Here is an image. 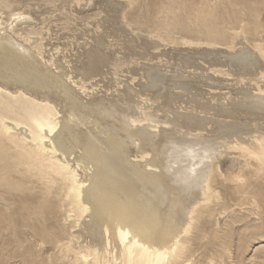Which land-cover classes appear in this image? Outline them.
I'll list each match as a JSON object with an SVG mask.
<instances>
[{"label": "bare ground", "instance_id": "6f19581e", "mask_svg": "<svg viewBox=\"0 0 264 264\" xmlns=\"http://www.w3.org/2000/svg\"><path fill=\"white\" fill-rule=\"evenodd\" d=\"M114 1L126 8L133 0ZM113 3L115 8L119 6ZM0 5L10 10L5 20L0 16V200L5 203L0 223L6 222L7 226L12 221L14 227H28L39 241L45 243L36 226L43 227L46 214L62 211L72 229L67 235L54 236L50 241L58 248V255L70 260V264H186L195 221L206 210L212 215L208 203L221 196L212 178V173L218 168L215 160L217 152L218 155L220 153L216 146L219 143L228 149H239L245 162L242 164L252 168L244 171L236 167L235 171L228 173L222 169L224 180L235 184L241 189L244 200L260 208L254 183L247 177L264 172V129H257L263 134L245 135L249 137L248 142L241 140V143L238 136L246 127L223 123L221 129L215 130L219 123L212 118L178 113L172 106L182 95L168 91L170 85L167 83L165 88L161 85L168 81L172 84L179 82L184 90H197L194 83L197 80L162 74L159 68L150 67V64L139 69L147 81L143 88L160 98L158 110L164 113L160 116L154 110L149 111L148 101L139 100L141 96L131 85L118 83L116 86L124 87L123 93L119 91L121 94L118 95L93 92L94 83L88 81L91 77L105 74L103 68L108 71V66L115 69L121 66L108 49L113 47L107 43L111 37L105 40L121 27L114 23L109 32L105 30L97 34L92 45L76 54L75 62L70 63L64 53L57 56L59 47L44 40L46 36L43 37L42 33L39 37L32 32L21 33L24 36H20L18 31L17 35L16 31L12 32L21 40L10 35L8 30H12L13 22L23 17L24 12L12 11L8 0H0ZM101 17L103 20V14ZM137 37L139 39L141 35L137 34ZM149 38L156 39L152 41ZM230 38L226 49L231 51L235 47V39H246L242 27L239 32L233 29ZM158 39L162 43H171V47L177 44L196 46L202 42L214 46L218 43L210 36L192 40L183 36L152 35L150 32L148 38L144 37V42L147 47L158 48L162 46ZM223 48L222 52L226 51ZM242 48L227 54L226 63H231L229 68L238 75L239 84L243 82L247 86L253 83L251 90L257 93L251 95L247 89L246 99L218 103L220 108L216 109L215 115L227 116L233 110L244 108L257 120L263 119L264 116L259 115H264V81L260 82L261 77L264 80V47L253 46L256 52ZM190 57L196 56L192 53ZM201 57H206L205 53ZM228 105L234 107L229 110ZM191 108L194 110V105L191 104ZM201 108H207V105ZM161 119L171 127L158 126L160 130L155 131ZM207 123L215 124L209 131L216 136L197 137ZM205 158L208 160L204 162ZM237 161L241 163L242 160ZM201 164L204 165L198 169Z\"/></svg>", "mask_w": 264, "mask_h": 264}, {"label": "rangeland", "instance_id": "374dc122", "mask_svg": "<svg viewBox=\"0 0 264 264\" xmlns=\"http://www.w3.org/2000/svg\"><path fill=\"white\" fill-rule=\"evenodd\" d=\"M8 1L10 3V7H11L10 9H12V11L24 12L23 17L15 20L16 24L19 25H16L14 21L13 22L14 24L12 26L13 31L8 30L10 31L8 33L12 35L16 31L15 34L17 35L19 32L20 34L21 33L24 34L25 32L26 33L32 32L34 33L33 34L34 36L41 35V37L43 34V37L46 36L44 37V40H46L47 42L49 41V43L50 44L52 43L53 46L59 47L60 50L58 49L59 50L58 53L60 54L57 53V56H61L64 53L67 61H69L70 63L71 61L75 62L76 54H78L79 52H84L85 49L89 48L92 45L93 39L97 34L102 32L104 33L105 30L109 32V30L113 28V26L115 25L116 27L119 28L121 27L120 29L121 31L118 29V31H116L114 34L107 36L105 40L107 41L108 37H111V39L110 38L108 39L109 42L107 41V43L113 45V47H108V49L112 52L113 56L115 55L118 58V63H120L122 67L118 66L119 68L117 67L116 70L113 66H108L107 69H109L110 71L109 70L107 71L106 68H103V71H105V74L108 72L110 74L108 73L105 75L103 73L91 77V79L88 81L90 82L92 80L91 82L94 83L92 85V90L94 89L93 92L101 93L104 91L106 95H115V93H117L116 95H118L123 93L121 92L124 89L123 86H125L123 85V83L128 84L129 86L131 85L135 89V91L138 92V95L141 96L138 98L139 100L145 101L146 99L148 101V103L150 104L149 105L147 103L150 107L149 111L152 112L154 110L153 112H155L156 115L159 114L158 116H160L161 113L164 114L162 111L160 112V110H158L159 107L158 104L160 102V98H156L155 96H153L151 91L143 88L145 82L147 81H146V77L144 76V74L140 69L147 67V65L150 64L149 65L150 67L156 69L159 68L162 74L176 76V77L179 76L180 78H186V79L191 77L192 80L195 79L198 81V82L196 81L197 83L194 82L197 90L191 88L190 89L191 91L190 90L187 91L181 88L179 82H176V84L175 83L172 84V82L168 81L161 85L163 88H165V84L167 83L166 84L167 86L170 85L167 87L168 91H170L173 94L175 93V94H180V96L182 95L180 98L181 100L176 99L173 103L174 105L172 104L173 105L172 108L175 109L176 107L177 110L175 111H177L178 113L179 112L183 114L192 113L194 115L197 114L198 116L201 117L212 118L219 123L217 125L218 127L217 126L215 127V124L213 123H207L204 130L199 132L201 133V135H198L197 137L210 138L216 136L209 130H211V128L214 127L215 130L221 129V127H223L222 126L223 123L233 124V126H237V127H246V128L249 127L248 128L249 130L245 128L243 131L240 132L239 136H241L243 139H241L239 136L238 139L240 140L241 143L248 142L249 137L246 138V136H249L248 135L249 133L250 136L251 134L252 135L263 134L264 131L262 132L261 130H257L261 128L262 130L264 129L263 114L259 115L263 119L257 120V118H254V116H252L251 114L250 116L248 113L249 111H247L244 108H241L236 112L233 110L231 111V114L228 113L229 115L227 114V116L223 114L215 115L216 114L215 112L216 109L220 108L218 107L219 105L218 103L225 104L226 102L232 99L235 101H240V99L242 98L246 99L247 94L245 90L247 89H250L249 93L251 95H253L254 93H255L254 95H256L257 93L254 89L251 90L253 86L251 84L253 83L247 86L243 84V82H241L240 84L238 83V75L235 74L232 68H229V66L231 67V63L229 64L226 63L227 61L226 58H227V54L231 53L234 49H241L243 47L242 49L245 51L251 50V52H256V50L253 49V46L261 45L264 47V0H133L131 5H127L128 7L126 8L120 5L119 2H116L114 0H107V2L106 0H8ZM113 2L117 3V5L119 6H116L115 8V4ZM121 6L123 7L122 9L123 12L120 11L121 8L119 7ZM104 9H108V10H104ZM116 11L117 12L120 11L122 15L118 14ZM9 12H10L9 9L4 8L0 5V16L2 17V19L5 20L6 18H8ZM102 14L104 17L103 20L105 22L101 20ZM97 18L99 19L97 20ZM22 19H24L25 21ZM105 19H107L108 22ZM94 21L97 24L94 25L95 23ZM70 23L73 25H71ZM98 23L99 24L102 23V25L103 24L104 25L102 26L100 24L101 25L100 26ZM106 23H108V25ZM92 24L93 27L91 26ZM240 27H242V29L244 30L246 39L237 38L234 40V45H235L234 49H231V51L229 49H226L227 48L226 45H229V42L231 41L230 33L233 31V29H235L236 31L238 30L239 32ZM129 31L130 33H128ZM125 32L127 33L125 34ZM149 32L152 35L158 33L164 36H169L170 38H178L183 36L185 38H189L192 40L195 38L196 39L200 38L202 40L205 39L206 36H210L213 37L215 41H218V43H216L214 46L213 45L208 46L203 42L202 44H198L196 46H188V45L186 46L184 44H177L172 46L174 48L173 49L171 47V43H169L170 45L166 44L165 42L162 43L158 39L159 41L158 40L156 41H158L159 44H161L162 46L159 45L158 48L147 47L144 42L145 41L144 37L146 36L148 38ZM22 34L20 36H24ZM137 34L139 37L141 35L139 39L137 37ZM214 34L216 35L214 36ZM130 36H132L131 37L132 41L129 40ZM88 37L89 39L85 40ZM15 38L18 39V37ZM113 38L114 40H117V42L112 40ZM123 38H125V40ZM21 39L19 38L18 40ZM155 39L156 38L154 39L149 38V40L152 41H155ZM240 39H242V41ZM71 40L74 41L71 42ZM135 41L138 44H136ZM125 42H128L127 44L129 45H127ZM236 42L237 43L239 42V44H237ZM240 42H242V45L240 44ZM115 43L117 46L115 45ZM133 43L135 44L132 45ZM222 48L223 51L224 50L226 51L222 52ZM191 51L193 53V56L196 57H190V55H192ZM194 51L197 52L194 53ZM207 51H210L211 53L208 54ZM189 52L191 54H188ZM203 52L205 53L206 57H201L204 54ZM70 53L72 54L70 55ZM185 58L188 60L184 61ZM165 59H167V61H165ZM129 60L133 64H131ZM76 64H78L77 61ZM174 66L180 69H175ZM229 73H231V75ZM235 76L236 78H233ZM98 80L101 81L100 82L101 85ZM263 81L264 80L261 77L260 82L262 83ZM118 83L123 86L120 85L119 88L118 86H116L119 85ZM244 83H247V80ZM114 84L116 87L114 86ZM258 84L261 85L260 83ZM101 88H103L104 90H102ZM108 91L110 93H108ZM156 99L158 100L156 101ZM191 104L194 105L195 107L194 110L191 108ZM203 105H207V108L202 109L201 107H203ZM215 105L217 108L215 107ZM230 107L231 106L228 107L229 110L232 109L234 106H232L231 108ZM199 108H201L202 110ZM247 113L248 115L246 116L245 114ZM167 115L169 117H172V114L167 113ZM255 119H256V123L254 122ZM163 121L167 125L163 123ZM249 122H251L254 125H252L251 123L249 124ZM159 123L160 124H157V129H154L155 131H159L160 130L159 127L168 128L170 126V124H168L165 120L162 119L160 120ZM255 124L258 126H256ZM258 131L260 133H258ZM255 132H257V134H255ZM216 146L219 147L218 151L220 153L222 152L223 153L221 155L219 153L218 155L217 152L215 167L218 168L212 173V178H213V185L216 187V190L220 192L221 196L219 199L208 203V205L212 209V215H209V211L206 210L202 214V216L198 217L197 220L195 221V228L192 230V234H191V236L193 237L192 247L187 254L188 259L187 262L185 263L186 264H264V172L260 173L258 176L247 177V180L249 181L251 180L254 183L253 185L255 187L254 190L258 193L256 197L260 206V208L258 209L257 206H255V204L253 203L249 204L247 200H244V196L240 192L241 189L229 181L226 182L224 180L225 177H223L225 176V174L220 172L223 169L222 172L225 171V173H228L231 170L232 171L234 169L236 170V167H238L239 169L243 168L244 171L245 170L249 171V169L252 170L251 166L249 167L247 166L246 168V165H243L245 162H243L244 159L243 157H241L240 154L241 152L239 149L236 148L228 149L222 145L221 147L220 143L219 145ZM237 158L239 160H242L241 163L237 161L238 160ZM206 160L208 159L205 158L203 161L205 162ZM203 165L204 164L197 166L198 169H200ZM147 168L154 169V167L151 166H147ZM0 194H1V190H0ZM4 205L5 203L1 199L0 216L3 213L5 207ZM44 219L45 220L43 227L39 225L36 227H37V231L42 235V238L44 239L45 243L39 241V237H37L34 234L33 230L28 227H21L19 225H16L14 227L12 221H10L9 225L7 226H6V222L0 223V264H70L71 263L70 260H67L66 258L60 257V255H58V248L54 245L52 241H50V239H52L54 236L60 237L62 235H67V233L70 232L72 226L69 223L68 219L67 220L65 219V215L63 214L62 211L56 214H46L44 216ZM17 220L19 223L22 222L20 218H18ZM4 224L5 226H3Z\"/></svg>", "mask_w": 264, "mask_h": 264}]
</instances>
